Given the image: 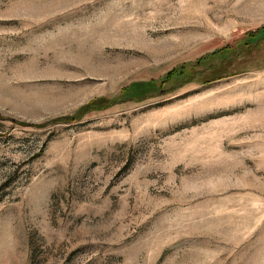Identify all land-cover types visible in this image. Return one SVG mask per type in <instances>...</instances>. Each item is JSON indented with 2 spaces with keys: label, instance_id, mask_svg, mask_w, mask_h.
Returning <instances> with one entry per match:
<instances>
[{
  "label": "rangeland",
  "instance_id": "obj_1",
  "mask_svg": "<svg viewBox=\"0 0 264 264\" xmlns=\"http://www.w3.org/2000/svg\"><path fill=\"white\" fill-rule=\"evenodd\" d=\"M0 264H264V0H0Z\"/></svg>",
  "mask_w": 264,
  "mask_h": 264
}]
</instances>
